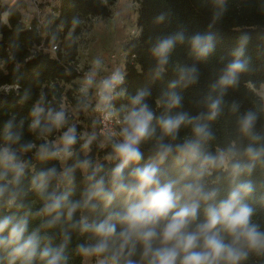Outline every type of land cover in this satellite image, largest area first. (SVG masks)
<instances>
[{"label": "clouds", "instance_id": "obj_1", "mask_svg": "<svg viewBox=\"0 0 264 264\" xmlns=\"http://www.w3.org/2000/svg\"><path fill=\"white\" fill-rule=\"evenodd\" d=\"M215 2L221 11L213 14V23L220 18L224 5V0ZM159 19L162 20L163 16ZM77 22L73 20L74 24ZM248 40V36L241 39L240 47L234 53L235 59L211 86L218 95L206 96L207 112L197 116L186 112L171 114L172 109L182 105V97L174 91L165 93L164 103L168 111L158 118L144 102L150 94L146 89H138L130 97L129 104L117 109L112 102L126 94V89L117 91L125 82V73L116 68L110 75L97 80L102 63L99 57L93 59L91 70L85 73L81 91L86 96L88 90L94 88L98 100L96 108L102 112L103 120H115L119 124L118 131L108 128L103 133L104 143L111 149L105 158L114 161L115 166L105 173L102 164H93L90 158L79 159L75 151L78 142L76 125H68L63 105L60 110L46 109L41 94L31 110L29 128L38 133L42 143H20L23 120L15 125L14 118L10 119L0 130L3 140L0 144V206L24 207L18 202L21 196L18 186L30 162L22 157L35 149L38 160H57L65 165L59 172L53 166L32 176L30 190L35 191L43 201L36 215L51 217L45 227H54L63 217L71 228L81 234L90 233L96 243L79 244L77 252L83 257L99 258L97 264H242L250 253L264 256V231L253 222L254 209L245 202L253 193L254 186L251 181L236 183L240 175L251 174L256 163L264 164V145H249L244 150L247 162L238 159L240 154L234 145L214 155L205 151V145L214 137L208 125L202 122L213 121L219 116L226 90L237 84L241 73L248 71V59H241ZM178 43H185L183 32L159 40L152 49L157 61V77ZM187 43L191 54L198 60L206 59L213 50L211 34L196 32L187 38ZM197 79L195 66L181 67L179 80L169 87L174 89L180 82L187 87L195 84ZM12 87L4 85L3 90L7 92ZM27 98L26 91L23 99ZM257 118V113L249 110L237 120L239 132L253 141L261 139L254 133ZM154 120L161 132L158 137ZM188 125H191L192 131L190 138L182 143L164 142L165 138L175 141L181 127ZM54 131L60 132L58 140L47 139ZM153 137H156L153 156L141 166L144 159L141 145ZM95 140V133L87 136L82 145L86 156ZM173 156L175 163L181 166L176 180L167 179V172L160 167ZM74 157V163L67 165L66 162ZM77 169L85 174L87 181L80 200L69 199L71 189L64 192L56 188L49 190L53 181L74 184ZM215 169L227 171L234 184L223 199H218V188L207 189L202 183L203 177ZM188 178L191 179L181 185L180 182ZM118 198L122 199V207L109 211L103 219H90L88 215L74 219L77 211L95 212L98 205L94 201H103L104 207L110 208ZM27 232V214L19 217L6 215L0 219V249L6 251L8 264H33L37 255L42 264H67L65 249L70 239L67 229L63 230L61 244L56 247L46 245L43 249H40L39 230L26 235ZM138 251L140 261L133 260Z\"/></svg>", "mask_w": 264, "mask_h": 264}, {"label": "trees", "instance_id": "obj_2", "mask_svg": "<svg viewBox=\"0 0 264 264\" xmlns=\"http://www.w3.org/2000/svg\"><path fill=\"white\" fill-rule=\"evenodd\" d=\"M115 1L56 0L51 9H44L47 7L41 5L40 13L28 20L24 13L28 7L26 0H14L11 4L0 0V130L10 119L14 118L15 125H19L23 120L20 143L35 141L39 145L43 140L38 139V133L31 131L29 125L32 120L31 110L41 94L46 109L51 107L60 110L64 98L71 99L77 106L85 103V100H76L72 96L73 89L66 88L67 84H73L81 74L77 67L81 22L86 16H109L110 7ZM138 1L140 4L136 20L138 33L126 44L128 60L124 67L125 82L117 89V91L126 89V94L114 100L112 102L114 106L119 109L121 105L129 104L130 97L135 95L138 89H146L150 94L144 102L158 118L168 111L164 103L165 93L174 91L182 97V105L172 109V115L177 112H186L190 116L206 113L205 97L209 94L213 97L218 95L211 86L219 80L226 66L235 59L234 53L240 47L241 39L248 36L249 40L244 46V56L241 57L248 59V71L241 73L237 84L226 90L219 116L213 121H202L208 125L214 137L205 145V151L215 155L219 150L234 145L240 154L238 159L247 162L244 150L249 145L253 147L264 145V99L256 93V88L264 83V0H224L222 14L215 23H213V14L221 11L215 0ZM161 16H163L162 20L159 19ZM74 19L78 21L75 24ZM178 32L184 33L185 43H178L173 48L168 63L157 77V61L152 55V49L159 40ZM196 32L213 36V50L206 59L198 60L190 52L187 38ZM53 45L57 47L51 52L49 47ZM192 66H195L198 72L197 82L187 87L180 82L176 88L170 89L169 86L179 80V68ZM4 85L13 87L6 92L3 90ZM15 85L19 87L16 88ZM26 91L28 98L25 100L23 97ZM233 105L236 106L235 109ZM249 110L257 113L254 133L261 137L257 141L242 135L238 130V118ZM88 123L96 130L97 140L93 141L86 156L85 150H82L86 139L80 136L82 127L77 125L78 142L75 151L81 160L90 158L93 164H102L106 173L115 166L114 161L105 158L111 149L104 143V135L99 132L98 119L96 122L88 119ZM153 125L156 127V137L160 136V128L155 120ZM59 133L54 131L46 138L56 140ZM191 135V125L182 126L175 141L165 138L164 142L182 143ZM156 137L141 145V151L144 153L141 166L152 158ZM0 144H3L2 138ZM101 144L104 146L102 147ZM22 158L30 162V167L21 177L18 186L21 191L18 202L23 203L24 207L18 209L0 206V219L6 215L19 217L27 214L26 235L38 229L41 237L40 249L46 245L56 247L61 244L63 230L67 229L70 237L65 249L67 264H85V257L78 254L77 246L94 244L96 240L90 233L81 234L71 228L63 217L54 227H45V223L51 217L36 215L43 201L35 191L30 190L33 175L53 166L59 172L65 166L64 162L40 161L35 156V149ZM75 159V157L69 159L67 165L73 164ZM160 167L167 172V179L179 178L181 166L175 163L174 156L169 157ZM74 175V184L67 185L53 181L49 190L56 188L64 192L71 189L69 199L80 200L87 181L85 174L79 169ZM190 179L182 180L181 185ZM244 181H251L254 186L253 193L245 202L254 209L253 222L264 231V164L256 163L251 174L240 175L236 183ZM202 183L207 189L218 188L220 193L218 199L226 198L228 191L234 186L228 172L222 169L213 170L211 174L203 177ZM177 187L179 188L180 185ZM94 203L98 205L95 212L77 211L74 219L79 220L81 215H88L90 219H103L109 211L119 210L122 207L121 198H118L110 208H105L103 201L98 200ZM200 219H203V205L200 209ZM117 230L119 231V226ZM228 239L226 237V242ZM132 259L140 261L139 251ZM0 264H8L7 253L3 249H0ZM33 264H42L38 255ZM242 264H264V256L250 253Z\"/></svg>", "mask_w": 264, "mask_h": 264}, {"label": "rangeland", "instance_id": "obj_3", "mask_svg": "<svg viewBox=\"0 0 264 264\" xmlns=\"http://www.w3.org/2000/svg\"><path fill=\"white\" fill-rule=\"evenodd\" d=\"M10 1L7 2L10 3ZM26 1L28 7L24 13L29 20L35 14L40 13L41 5H45L47 8L44 9L48 10L56 0ZM110 8L111 13L107 17L86 16L82 19L81 32L78 36L77 65L81 72L91 70L92 60L97 57L102 63L99 74L108 75L116 68L124 72L128 60L125 47L130 38L138 33L136 20L140 4L138 0H116ZM83 87L84 76L82 74L73 84L66 85L67 89L74 90L72 96L76 100H85L82 106L75 105L71 99L67 98H64L62 105L66 111L68 125H80L82 127L80 136L87 139V136L96 133L92 125L89 126L88 119H92L93 122L97 121V99L94 88H90L85 96L81 91ZM256 93L264 99V83L256 88ZM98 259L97 257H85V264H97Z\"/></svg>", "mask_w": 264, "mask_h": 264}, {"label": "built area", "instance_id": "obj_4", "mask_svg": "<svg viewBox=\"0 0 264 264\" xmlns=\"http://www.w3.org/2000/svg\"><path fill=\"white\" fill-rule=\"evenodd\" d=\"M3 1H6V0H3ZM56 45H53L51 47H49V51L51 52H54V50L56 49ZM80 71V70H79ZM90 71V70H88ZM88 71H83L81 72V74L85 77V73H87ZM110 75V74H108ZM107 74L106 75H102V74H98L97 76V80L103 78V77H106L108 76ZM94 93H95V96H96V91L94 90ZM96 99H97V96H96ZM96 103H98V100L96 101ZM97 105V104H96ZM97 110V108H96ZM97 119H98V122H99V132L103 135L104 131L108 128H111L113 130H116L118 131L119 130V124L116 123L115 120L111 121V122H106L103 120V115H102V112L97 110Z\"/></svg>", "mask_w": 264, "mask_h": 264}, {"label": "crops", "instance_id": "obj_5", "mask_svg": "<svg viewBox=\"0 0 264 264\" xmlns=\"http://www.w3.org/2000/svg\"><path fill=\"white\" fill-rule=\"evenodd\" d=\"M7 1H8V0H6V2H7ZM13 1H14V0H11V1H10V4H11Z\"/></svg>", "mask_w": 264, "mask_h": 264}]
</instances>
